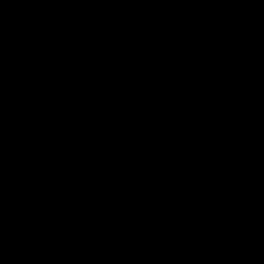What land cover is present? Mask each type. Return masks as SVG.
<instances>
[{"label":"water","instance_id":"obj_1","mask_svg":"<svg viewBox=\"0 0 264 264\" xmlns=\"http://www.w3.org/2000/svg\"><path fill=\"white\" fill-rule=\"evenodd\" d=\"M0 264H264V0H0Z\"/></svg>","mask_w":264,"mask_h":264}]
</instances>
